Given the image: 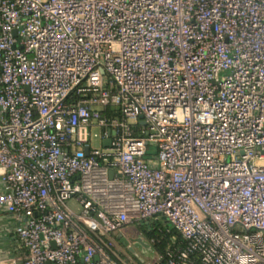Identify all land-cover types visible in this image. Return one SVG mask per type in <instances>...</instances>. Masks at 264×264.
Segmentation results:
<instances>
[{
    "label": "built area",
    "instance_id": "2783aa9c",
    "mask_svg": "<svg viewBox=\"0 0 264 264\" xmlns=\"http://www.w3.org/2000/svg\"><path fill=\"white\" fill-rule=\"evenodd\" d=\"M0 212L22 264H138L152 219L264 264V0H0Z\"/></svg>",
    "mask_w": 264,
    "mask_h": 264
},
{
    "label": "rangeland",
    "instance_id": "374dc122",
    "mask_svg": "<svg viewBox=\"0 0 264 264\" xmlns=\"http://www.w3.org/2000/svg\"><path fill=\"white\" fill-rule=\"evenodd\" d=\"M93 145L98 147L99 142L95 141ZM153 150L154 149H152V151ZM68 205L77 213L82 211L81 206L76 204L74 200L69 201ZM155 221L157 220L152 219L149 222L151 224H155ZM158 222L162 223L163 226L165 225V221L163 219H158ZM168 226L170 225L168 224ZM122 234V237L117 235L119 247L127 252V255L132 257L135 262L138 264H151L152 262L156 263L159 261V254L157 253L148 235L141 230L139 223H132L128 225Z\"/></svg>",
    "mask_w": 264,
    "mask_h": 264
},
{
    "label": "trees",
    "instance_id": "16d2710c",
    "mask_svg": "<svg viewBox=\"0 0 264 264\" xmlns=\"http://www.w3.org/2000/svg\"><path fill=\"white\" fill-rule=\"evenodd\" d=\"M156 220L155 224L149 223V225H146L145 222L138 223L141 230L148 235L151 241H154L153 245L159 254V261L154 264H165L168 259V252L183 248L185 242L174 228L168 226L165 220L164 226L158 222V219ZM193 261L194 264H201L198 256H194Z\"/></svg>",
    "mask_w": 264,
    "mask_h": 264
},
{
    "label": "crops",
    "instance_id": "0c3cea01",
    "mask_svg": "<svg viewBox=\"0 0 264 264\" xmlns=\"http://www.w3.org/2000/svg\"><path fill=\"white\" fill-rule=\"evenodd\" d=\"M15 226L16 221L11 215L0 212V264L5 262L11 264V259L17 260L24 254V250L16 241V239L13 237L2 236V233L13 229ZM122 233L119 235V237L123 236ZM16 264H22V262L17 260Z\"/></svg>",
    "mask_w": 264,
    "mask_h": 264
},
{
    "label": "water",
    "instance_id": "95a60500",
    "mask_svg": "<svg viewBox=\"0 0 264 264\" xmlns=\"http://www.w3.org/2000/svg\"><path fill=\"white\" fill-rule=\"evenodd\" d=\"M104 145H105V146H109V145H110V140H106V141L104 142ZM85 151H86V153H88V149H86ZM112 175H113V173H111V176H112ZM149 223H150V222H145L146 225H149Z\"/></svg>",
    "mask_w": 264,
    "mask_h": 264
},
{
    "label": "bare ground",
    "instance_id": "6f19581e",
    "mask_svg": "<svg viewBox=\"0 0 264 264\" xmlns=\"http://www.w3.org/2000/svg\"><path fill=\"white\" fill-rule=\"evenodd\" d=\"M2 264H8L7 262H5V263H2Z\"/></svg>",
    "mask_w": 264,
    "mask_h": 264
}]
</instances>
